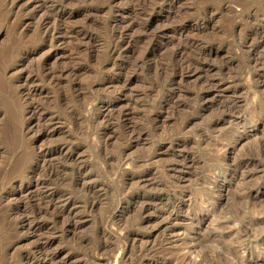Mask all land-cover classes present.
Masks as SVG:
<instances>
[{
	"label": "rangeland",
	"instance_id": "1",
	"mask_svg": "<svg viewBox=\"0 0 264 264\" xmlns=\"http://www.w3.org/2000/svg\"><path fill=\"white\" fill-rule=\"evenodd\" d=\"M43 253L264 264V0H0V264Z\"/></svg>",
	"mask_w": 264,
	"mask_h": 264
},
{
	"label": "bare ground",
	"instance_id": "2",
	"mask_svg": "<svg viewBox=\"0 0 264 264\" xmlns=\"http://www.w3.org/2000/svg\"><path fill=\"white\" fill-rule=\"evenodd\" d=\"M47 19H49V17L44 18V21L47 22ZM51 32H52L51 34H54L53 33L54 29ZM65 161H66L65 158H63L61 161H59V162L62 163L63 167H67L66 164H65ZM72 167L76 168L77 173L79 174L78 178H80V179L83 178L82 173H83V170L86 168V164L74 163ZM89 189H90V187H87L86 185L82 186V190H84V191H87ZM31 199H32V196H29V194H25V200H31ZM66 205H67L66 203H62V204L55 203L54 202V197L48 196V204H47V206L45 208H46V211H48V212H50L52 214L53 219L58 220L60 217L63 216V214L65 212V208H67ZM141 209L146 210L147 209V204H143L141 206ZM37 246H38V248L41 251L40 245H37ZM42 257H43V260L45 262L49 263V264H57L55 262V260H54V257L51 256V255H48L47 253H43Z\"/></svg>",
	"mask_w": 264,
	"mask_h": 264
}]
</instances>
